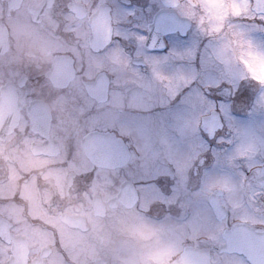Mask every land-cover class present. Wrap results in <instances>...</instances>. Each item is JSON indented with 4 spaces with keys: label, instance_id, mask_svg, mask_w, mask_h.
<instances>
[{
    "label": "flooded vegetation",
    "instance_id": "af4514ba",
    "mask_svg": "<svg viewBox=\"0 0 264 264\" xmlns=\"http://www.w3.org/2000/svg\"><path fill=\"white\" fill-rule=\"evenodd\" d=\"M150 3L204 41L202 83L243 82L264 101V21L250 18L264 0H0V264H264V203L196 176L195 119L147 111L195 78L165 76L134 39L147 13L124 6ZM261 150L251 135L236 155ZM193 197L230 213L226 258L185 219Z\"/></svg>",
    "mask_w": 264,
    "mask_h": 264
},
{
    "label": "snow or ice",
    "instance_id": "6c2138e0",
    "mask_svg": "<svg viewBox=\"0 0 264 264\" xmlns=\"http://www.w3.org/2000/svg\"><path fill=\"white\" fill-rule=\"evenodd\" d=\"M134 18L139 13L146 26L138 21L133 26L134 39L142 43L145 56L159 64L161 72L174 77L178 72L191 71L195 78L179 87L175 94L165 92L147 111L153 116H164L175 127L195 119L198 123L194 139L199 149L194 165L196 176L202 181L205 177L216 176L219 183L227 184L232 178L246 185L245 196L253 203H264V169L260 179H254L253 165L264 163V150L248 158L237 156V151L251 135L264 141V123L257 127L256 108L260 93L243 82L231 83L225 79H215L202 83L200 74L207 70L202 56L204 41L199 39L190 26H185L174 10L151 3L147 8L140 5L124 6ZM239 15V14H238ZM245 19L249 17L245 16ZM253 20L264 21V14L252 15ZM196 40L195 48L192 41ZM149 75L151 69L146 65ZM264 113V107L260 109ZM215 126L209 128V122ZM198 182L193 191H199ZM185 219L194 228L210 231L217 236L216 251L222 259L232 252L233 224L230 213L217 202L193 197L185 210Z\"/></svg>",
    "mask_w": 264,
    "mask_h": 264
},
{
    "label": "rangeland",
    "instance_id": "374dc122",
    "mask_svg": "<svg viewBox=\"0 0 264 264\" xmlns=\"http://www.w3.org/2000/svg\"><path fill=\"white\" fill-rule=\"evenodd\" d=\"M256 43H258V41H255ZM174 78V81H176V78L175 77H173ZM82 238H84V237H82Z\"/></svg>",
    "mask_w": 264,
    "mask_h": 264
}]
</instances>
